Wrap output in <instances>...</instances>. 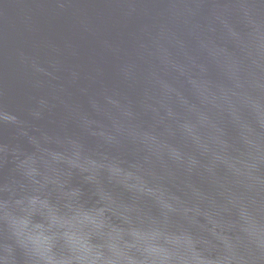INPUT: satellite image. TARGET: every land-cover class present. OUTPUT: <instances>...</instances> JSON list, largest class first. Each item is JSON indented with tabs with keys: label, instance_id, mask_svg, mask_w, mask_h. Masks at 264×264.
<instances>
[{
	"label": "water",
	"instance_id": "obj_1",
	"mask_svg": "<svg viewBox=\"0 0 264 264\" xmlns=\"http://www.w3.org/2000/svg\"><path fill=\"white\" fill-rule=\"evenodd\" d=\"M258 264H264V252H263L261 259H260Z\"/></svg>",
	"mask_w": 264,
	"mask_h": 264
}]
</instances>
